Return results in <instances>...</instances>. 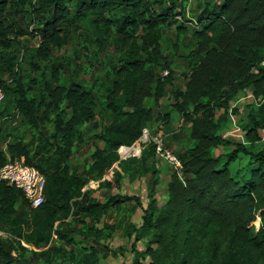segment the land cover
<instances>
[{
    "label": "trees",
    "instance_id": "trees-1",
    "mask_svg": "<svg viewBox=\"0 0 264 264\" xmlns=\"http://www.w3.org/2000/svg\"><path fill=\"white\" fill-rule=\"evenodd\" d=\"M154 3L0 0V46H10L11 34L28 33L21 24L25 14L36 21L29 31L39 38L33 56L46 62L54 47L66 41L70 24L91 30L100 48L115 26L120 42L104 105L110 120L94 134L103 146H95L88 168L71 169L69 161L73 148L83 142L81 127L96 118L93 88L74 78L66 83L55 64L49 78L43 71L42 78L25 83L20 66L23 55H7L3 60L10 79L0 75L4 92L0 115L12 107L38 132L47 122L53 129L34 151L16 137L6 149L0 146V167L8 157L20 158L45 173V199L38 207L29 205L19 187L0 179V264H37L40 257L50 258L55 238L72 243L74 227L69 220L95 214L100 208L82 188L92 178L101 179L115 161L119 160L121 170L114 173L115 183L121 172L151 166L146 163L156 153L154 141L145 144L142 155L130 159H119L117 149L132 144L155 119L168 121L167 113L155 117L146 106L147 99H160L167 86L174 99L171 106L187 126L186 144L175 154L181 166L171 174L164 202L159 204L150 194L141 223L146 241L141 249L132 243L133 264H264V0L206 3L193 23L197 46L190 53L192 64L184 88L173 86L171 70L158 74L168 66L160 25L168 22L169 15L157 13ZM30 63L39 67L35 59ZM241 91H250L257 104L247 110L243 141L223 133L231 101ZM217 110H221L218 115ZM257 142L262 145L256 147ZM221 145L233 149L214 155L212 148ZM240 152L251 165L245 174L230 167ZM130 198L116 194L111 201ZM257 217L259 225L254 228ZM97 262L92 249L72 264Z\"/></svg>",
    "mask_w": 264,
    "mask_h": 264
},
{
    "label": "rangeland",
    "instance_id": "rangeland-1",
    "mask_svg": "<svg viewBox=\"0 0 264 264\" xmlns=\"http://www.w3.org/2000/svg\"><path fill=\"white\" fill-rule=\"evenodd\" d=\"M154 1L157 13H168L169 15L168 22L160 25L162 51L166 56L168 66L159 69L158 74L164 75L167 73V69L171 70L173 86L184 88L192 64L190 53L197 46L193 23L196 22L197 14L205 8L206 3L219 0ZM14 18H18V15H15ZM21 24L24 29L31 31L36 21L32 20L31 15L25 14ZM183 28L185 30H182ZM29 31L17 37H13L11 34L9 36L11 38L10 46H0V75L10 79V74L4 69L3 60L6 59L7 55L19 53L20 56L23 55L20 66L25 83L34 77L42 78L41 73L43 71L49 78L51 66L55 64L59 66L60 77L66 83L74 78L83 85L93 88L97 97L96 118L95 121L86 123L81 127L83 142L73 148L69 161L71 169L88 168L91 163L90 154L95 146H103V142L94 134L110 120L109 112L105 110L104 105L114 78L113 69L117 65V58L120 53L116 27L113 26L109 38L104 42L103 48H100L96 36L91 30L70 24L66 41L54 47L49 62L33 56V49L37 46L39 38L36 33ZM31 59H35L38 68L32 66ZM173 101L168 86L160 99L152 97L146 101V106L151 108L155 117L158 113L168 114L166 123H162L161 119H155L147 126L149 135L161 140V150L157 148L156 153L146 163L147 166H151L144 170H131L129 174L121 172L120 180L115 183L114 173L121 171L118 165L119 160H117L101 179H90L82 190H88V197L96 199L100 206L99 210L95 214L77 215L69 220L72 216L70 213L65 220H69V225L74 227L70 233L73 235L74 241L66 243L64 239L55 238L51 242L50 258L40 257L37 264H72L81 253L90 252L92 249L96 252L97 264H133L132 243L134 242L135 246L141 249L146 241L145 230L142 229L141 223L144 208L150 200V194L153 193V197L159 204L163 203L167 197V187L171 174L178 170V167L167 156V152L176 154L177 151L184 150L186 144L187 126L183 123L181 115L172 108L171 103ZM249 106L257 107V104L250 91H241L231 101V108H235L236 112H229L224 135L235 140L245 138L244 127ZM220 113L221 110H217V115ZM52 129L53 124L47 122L41 133L38 132L23 121L21 116L10 107L8 114L0 115V146L6 149L8 142L16 137L27 143L34 151L37 145L42 146L44 142L42 137L48 136ZM260 131L263 134V131ZM139 139L140 137L133 143L137 144ZM141 145L144 151L145 144ZM261 145L262 142L255 143L256 147ZM231 149L233 146L221 145L212 148L211 151L214 155H223ZM42 153L46 154L47 152L44 150ZM132 157L138 156L119 154V159ZM131 166L134 165L131 164ZM230 167L239 174H245L251 165L248 156L240 152L237 158L231 162ZM179 174L181 173L179 172ZM91 176L95 177L94 174ZM103 180L110 181V184L106 182L100 184V181ZM116 194L128 195L131 198L122 202L111 201L112 196ZM252 225L257 228L259 221L255 220ZM53 236L55 237V235ZM135 236L138 239H135ZM27 247L32 248L30 245ZM31 261L36 263V260L32 258Z\"/></svg>",
    "mask_w": 264,
    "mask_h": 264
},
{
    "label": "built area",
    "instance_id": "built-area-1",
    "mask_svg": "<svg viewBox=\"0 0 264 264\" xmlns=\"http://www.w3.org/2000/svg\"><path fill=\"white\" fill-rule=\"evenodd\" d=\"M3 97L4 92L2 88H0V107ZM229 112L231 113V107L229 108ZM151 140L154 141L157 144V148L161 150V140L158 137L149 135L147 128H144L137 144H122L119 146L117 152L123 156H139L142 151L141 144H146ZM167 156L178 168L181 166L175 154L167 152ZM0 179H4L19 187L30 206L38 207L43 203L45 199V176L36 166L27 164L20 158L8 157L7 162L0 167ZM257 220L259 221L258 217Z\"/></svg>",
    "mask_w": 264,
    "mask_h": 264
}]
</instances>
